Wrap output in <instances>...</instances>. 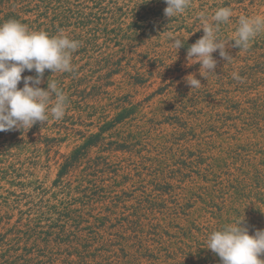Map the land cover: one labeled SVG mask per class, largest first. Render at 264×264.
I'll return each instance as SVG.
<instances>
[{
	"label": "rangeland",
	"instance_id": "rangeland-1",
	"mask_svg": "<svg viewBox=\"0 0 264 264\" xmlns=\"http://www.w3.org/2000/svg\"><path fill=\"white\" fill-rule=\"evenodd\" d=\"M71 2L82 4L78 10L91 23L84 27L73 20L57 34L63 32L79 41L99 30L98 46L88 52L79 47L72 54L74 71L57 72L51 82L55 81L59 90L64 89L67 99L74 94L71 88L75 80H83V88L86 86L89 91L97 86L98 91L79 100L81 110L68 102L60 120L49 113L47 122H37L30 129L0 132V257L13 260L25 249L45 256L64 252L55 263L62 264L68 258V245H57L59 235L64 241L73 235H86L99 238L91 253L102 258H90L82 264H127L131 257L118 258L126 256L120 249H139L137 239L119 240L122 234L132 235L127 225V217L134 213L131 207L154 197L167 199L170 210L150 213L145 209V229L152 224H170L171 232L180 234L181 228L197 220L193 234L202 244L207 243L206 236L212 232L242 219L251 234L264 229V32L246 50L229 41L235 38L241 16L264 15V0H189L185 12L171 19L164 15V0ZM38 4L39 0L17 1L23 11L21 23L37 27L33 22L44 12ZM221 7L232 9V16L219 25L217 33L220 40L229 41L226 51L231 57L227 61L219 56V51L213 53L216 69L210 74L201 70L205 78L199 73V63L188 65L187 49L204 35L201 17L211 22ZM48 16V20H53L54 12ZM41 19L48 23L44 17ZM175 39L184 41L178 50ZM112 56L114 62L123 59L116 74L112 63L108 66ZM231 68L228 73L225 71L227 75H217ZM63 74L64 79L58 80ZM189 74L196 75L210 97L197 107L187 101L183 105L180 100L174 103L175 111L167 112L177 89L188 85L185 77ZM47 84L44 75L40 87L47 89ZM22 87L23 81L18 84V88ZM256 97H260L257 109L249 111L256 112L253 117L244 109L253 108L249 102ZM71 99L74 101L76 96ZM125 107L132 111L131 117L107 130V124ZM140 127L141 145L133 154L101 153V145L88 151L89 159L108 157L110 165L121 164L127 167L126 174L130 173L126 186L119 188L110 187L126 175L122 171L118 177L98 182L107 187L105 198L109 199L99 204L82 200L83 190L79 188L83 167L59 178L66 157L91 136L106 130L100 140L107 144L121 141ZM165 140L170 143L165 144ZM160 145H166V149ZM199 147L204 153L191 159L179 157V150ZM122 189L129 193L128 201L114 209L111 198ZM159 190L167 193L162 196ZM187 200H191L189 209L185 208ZM146 206L144 203L143 208ZM65 209L71 216L68 223ZM83 213L89 215L85 216L88 223L75 225L74 220ZM95 216L103 218L102 223L95 224ZM149 246L155 250V245ZM200 250H205V246ZM210 255L219 259L213 252ZM43 259L51 264L48 258ZM174 262L164 258L160 264ZM141 264H152V260L146 257Z\"/></svg>",
	"mask_w": 264,
	"mask_h": 264
},
{
	"label": "trees",
	"instance_id": "trees-1",
	"mask_svg": "<svg viewBox=\"0 0 264 264\" xmlns=\"http://www.w3.org/2000/svg\"><path fill=\"white\" fill-rule=\"evenodd\" d=\"M18 0H0V24H3L4 22H7L9 20H16L21 21L23 19V11L18 8L17 6ZM103 1V0H102ZM40 4H38V8L43 10L44 12L39 16V19L37 22H33L38 24L36 26H30L28 27L30 30H35L37 28L38 30L35 31H43L47 32L50 36L57 35L58 32H60L61 28L65 27L67 24L71 23L73 20H75V24L87 27L91 22L83 18V14L81 13L78 8L82 5L81 3L75 4L71 2V0H39ZM56 3L57 7H53L52 5ZM77 9V10H76ZM54 12V18L53 20H48L49 12ZM25 15V14H24ZM41 17H44L47 19V22H41ZM87 18V17H86ZM89 18H92V13H90ZM24 24V22H23ZM100 31L97 30V33H93L91 37L85 38V40H79L80 41V48L81 51L88 52L90 48H95L98 46V37L97 34ZM81 53V52H79ZM74 54V53H73ZM76 56V55H74ZM112 58L108 61V66L111 65L113 70V74L117 73L118 64L121 66L122 60L121 58L117 59V62L113 61ZM115 58H117L115 56ZM114 63V64H113ZM117 63V64H115ZM77 64V62L73 63ZM233 70L231 69H224L217 73L219 76H225L226 72ZM74 71V70H73ZM71 71V72H73ZM226 71V72H225ZM25 76L28 75H35V72H24ZM65 74V73H64ZM64 74L61 77H58V80L64 79ZM74 74H76L74 72ZM110 74V73H109ZM44 75H47V80L51 82V79H53V76L56 75V73H52L50 70H46ZM207 78V77H206ZM84 81L83 80H75L72 83L73 93L69 98L68 102L70 105L75 104L76 110H81L82 106L80 105L79 100H86L90 98L92 95H94L98 90L97 86L92 87L91 91H89V88L85 86L84 87ZM64 91V89L62 90ZM208 89H204L202 87L199 88H192L189 85H186L184 87H180L175 92V96L172 98V101L166 108L167 112L175 111L174 103L183 100L181 103L183 105L186 104L185 101L190 102L193 104L194 107H197L201 104L202 101L206 100L210 96H208ZM73 96H76V99L73 101ZM260 100V97H256L252 100H250L249 103L254 104L253 108H245L244 111L249 112L252 109H257V103ZM249 114H253V117H256V112H249ZM132 115V111L129 110L127 107L122 108V111L120 114L115 118L114 121L107 124V130H112L119 124H123L128 118H130ZM258 115V113H257ZM178 119L179 117L176 116ZM106 130H101L100 133L91 136L89 140L80 148H78L73 154L66 157L65 162L62 164L61 172L59 173V178H64L65 175L69 174L71 171H76L78 168L83 167L82 172V181H80V188L83 192L82 200L86 201L88 203H102L106 199L105 194L107 193V187L106 186H100L98 182L105 180V178L112 177H118L120 176V172L127 173V167H123L121 164L116 165H110L108 161V157H102L98 156L94 159L88 158V151L93 148L101 145L100 152H128L130 154H133L134 150L137 146L141 145V134L143 133V128L140 127L139 131L129 134L127 137L122 138L121 141L116 140L110 143H103L101 141V135L105 133ZM118 133V136L119 137ZM172 138H175L174 135L171 136ZM165 144L170 143V140H165ZM164 150L166 149V145H160ZM241 150L239 148L236 152ZM198 153H204V150L199 147L195 150L190 149H181L179 150V157H185L187 159H191L192 157H195ZM177 154H175V157ZM130 173L121 176V179L119 181L114 182L111 185V189L119 188L122 186H126L128 183ZM86 178H91L90 180H87ZM162 192V196L165 195L167 192L165 190H159ZM128 192L124 191L123 189L120 190L119 193H117L114 197L111 198L112 201V208L117 209L121 204L126 203L128 200ZM195 195V194H194ZM187 204L185 205L186 209L190 208V202L191 200H187ZM146 203L147 206L143 208V204ZM83 205V204H82ZM127 209V206L125 207ZM134 210V213L129 215L127 217V225L129 230H131L132 235L127 237L125 234H122L119 237L120 242L122 240L129 241L132 239H137V243L139 246V249L135 252H131L132 249L135 247L125 249H120V252H125L126 256L119 257L122 259H127L128 257H131V260L127 264H141L142 259L146 257H150V260H152V264H160L162 259H166V261H175L172 264H221L220 258L215 259L210 254L212 253L211 250L207 249V243L202 244L199 238L195 237L193 234V231L196 230V221H193L190 223V225H186L184 228H181L180 234H173L171 232V225L165 226L161 223L152 224L149 229H145L144 225V218L147 217V214H144L143 211L145 209L153 213L155 210H170L168 207V200L165 198H162L159 200L157 197H154L152 199H147L145 202L140 201L137 203V206L134 205L131 207ZM67 210V209H65ZM64 218L66 219L67 223L71 220V216L69 211H65ZM85 216H89L85 213H83V216L81 214L78 215L77 220H74L75 225L84 223H88V221L85 220ZM95 224L102 223V219L99 216H95ZM147 219V218H146ZM92 227V226H91ZM95 226H93L94 228ZM78 228V227H77ZM77 234V233H76ZM75 234V235H76ZM249 234L251 235V229ZM137 236V237H134ZM61 234L59 235L58 241H55L57 245L63 246L68 245L67 249L65 250V253L67 254L68 258L66 261L62 262V264H82L83 262L87 261L90 258H102V255L96 256V254H92L91 251L94 248V245L97 243L96 241L99 239L98 237H92V236H81L76 237L72 236L71 240L64 241L61 238ZM209 235L206 236V239H208ZM190 239H192L190 241ZM149 243H152V245H155V250L153 248H150ZM199 247V250L194 251V249ZM205 246V250H200L201 247ZM49 248V246H47ZM10 251V250H9ZM11 252V251H10ZM151 254L150 256H147V254ZM63 253L57 252L53 253L50 252V256L45 255H35L32 251H29L27 249L24 250V253L21 256L16 257L15 259H7L0 257V264H46V261L43 259V257L48 258V262H51V264H55L57 262L58 255H63ZM181 256V260H178V257ZM73 257H77L76 260H73ZM195 259H197L199 262H196ZM104 262H100L97 264H103ZM121 264V263H120Z\"/></svg>",
	"mask_w": 264,
	"mask_h": 264
},
{
	"label": "clouds",
	"instance_id": "clouds-1",
	"mask_svg": "<svg viewBox=\"0 0 264 264\" xmlns=\"http://www.w3.org/2000/svg\"><path fill=\"white\" fill-rule=\"evenodd\" d=\"M167 7L164 15L172 18L182 14L189 7V0H164ZM232 9L221 7L215 11L209 22L207 17L202 27L204 35L187 49L188 65L200 64L199 73L215 72L217 60L213 53L230 59L226 51L229 41L234 46L246 50L251 41L264 32V15L241 16L234 39L224 42L218 38L221 23L228 22ZM178 50L184 44L181 39L173 41ZM80 47V42L69 38L63 32L50 36L45 31L30 30L27 25L9 20L0 24V132L31 128L37 122H47L49 113L53 119L64 117L68 99L58 89L55 81L41 88L46 70L52 73L73 71L72 54ZM25 71L35 75L22 76ZM238 78V77H237ZM192 88H199L201 81L195 74L185 77ZM23 81V87L18 84ZM244 219L226 225L210 234L207 249L217 254L221 264H264V229H256L249 234Z\"/></svg>",
	"mask_w": 264,
	"mask_h": 264
}]
</instances>
